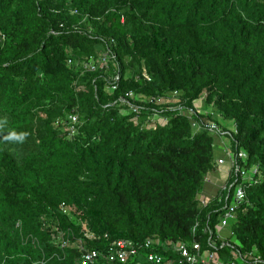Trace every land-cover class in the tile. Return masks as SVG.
Here are the masks:
<instances>
[{
	"label": "trees",
	"instance_id": "16d2710c",
	"mask_svg": "<svg viewBox=\"0 0 264 264\" xmlns=\"http://www.w3.org/2000/svg\"><path fill=\"white\" fill-rule=\"evenodd\" d=\"M107 39L121 66L114 91L101 70L68 62ZM129 90L178 100L139 98L140 119L114 104ZM199 98L205 120L235 122L247 165L259 164L230 229L264 257V0H0V264H80V242L99 251L97 264H119L109 258L119 238L204 244L202 227L216 230L226 204L223 191L199 199L216 169L214 137L193 134L173 108ZM153 107L162 117L144 127ZM72 112L81 123L69 139L57 121ZM13 131L25 141H6Z\"/></svg>",
	"mask_w": 264,
	"mask_h": 264
},
{
	"label": "built area",
	"instance_id": "2783aa9c",
	"mask_svg": "<svg viewBox=\"0 0 264 264\" xmlns=\"http://www.w3.org/2000/svg\"><path fill=\"white\" fill-rule=\"evenodd\" d=\"M113 10H115L113 8ZM89 17L86 16L84 21ZM122 17V21H123ZM79 25L74 24L73 30H79ZM115 40H105V47L98 54H92L84 58L68 60L69 65H78L82 67L83 72H96L101 70L104 78L108 79L109 91H114L119 85L121 79V66L115 51ZM82 72V73H83ZM144 81H151L149 73L143 68ZM95 81V80H94ZM178 92L173 91L166 95L137 96L134 90L125 92L114 104L126 109L129 113H135L136 118L142 117L143 106L136 100L142 98L154 104L174 103L178 100ZM204 99V98H202ZM195 105V103H194ZM186 114L191 121L192 133L196 134L200 129H205L214 137V165L216 171L225 167L227 182L219 186L212 197L204 196L202 201L206 205L211 199L215 198L222 191V197L226 204L221 208L219 221L213 230L209 225L202 227L203 234L206 235V242L203 244L198 238L191 241L146 238L142 241H131L126 238H119L110 245L109 258L119 264H264V257L260 255L256 248L249 251H243L241 247L233 240V231L230 229V223L235 219V212L239 204L247 200V186L258 183L262 180L263 174L259 164L247 165L248 153L243 148H238V142L235 140L237 127L234 121H230L227 127H223L212 120H205V111L202 107L194 106L193 109L185 108L182 105L174 106ZM161 112L153 107V114L143 117L145 124L143 126H155ZM79 115L76 112L69 113L65 119H60L57 124L64 127L67 138H74L80 128ZM214 172L211 171L209 175ZM202 194V193H201ZM235 195V198H234ZM201 195L199 199L201 201ZM62 210L67 208L62 205ZM200 222L197 221L193 227L194 234H199ZM57 230V231H56ZM62 232L56 227L53 234V240L64 248L67 245ZM82 251L80 264H97L99 251L88 248L83 242L78 244Z\"/></svg>",
	"mask_w": 264,
	"mask_h": 264
},
{
	"label": "rangeland",
	"instance_id": "374dc122",
	"mask_svg": "<svg viewBox=\"0 0 264 264\" xmlns=\"http://www.w3.org/2000/svg\"><path fill=\"white\" fill-rule=\"evenodd\" d=\"M202 104H204V99H197L196 101H195V105L197 106V107H202ZM225 168H222L221 170H218V172H220V174L218 173V172H213L212 174H210V177H211V175H218L219 174V176H220V178L217 180V179H214V178H212L213 179V184H210V183H206L205 184V187L206 188H208L209 190H205V192L203 193L202 192V194H201V202L203 201V199H204V196H206V195H208V196H210V195H212V194H214L215 193V191H216V185H219V186H223L224 185V183L225 182H227V176H226V173H224V172H222L223 170H224ZM217 173V174H216ZM215 185V186H214ZM205 187H204V189H205ZM234 198H235V195H234Z\"/></svg>",
	"mask_w": 264,
	"mask_h": 264
},
{
	"label": "clouds",
	"instance_id": "9594fccd",
	"mask_svg": "<svg viewBox=\"0 0 264 264\" xmlns=\"http://www.w3.org/2000/svg\"><path fill=\"white\" fill-rule=\"evenodd\" d=\"M6 124H7L6 118L3 120H0V129H3ZM26 137H27V133H17L13 131V132H10L8 135H6L4 139L10 142L23 143Z\"/></svg>",
	"mask_w": 264,
	"mask_h": 264
},
{
	"label": "crops",
	"instance_id": "0c3cea01",
	"mask_svg": "<svg viewBox=\"0 0 264 264\" xmlns=\"http://www.w3.org/2000/svg\"><path fill=\"white\" fill-rule=\"evenodd\" d=\"M223 168H225V167H223ZM216 170H217V169H215V170H214V172H218V171H216ZM226 170H227V169H224L222 172H224V173H225V172H226ZM212 173H213V172H212ZM212 173H211V174H212ZM218 173L220 174V172H218ZM216 174H217V173H216ZM219 174H218V175H214V176H213V175H211V177H210V175H209V178H208L209 180H207V181H206V183L213 184V182H212V181H213V179H212V178H214V179H217V180H218V179L220 178ZM214 186H215V185H214ZM218 187H219V185H216V190H217V188H218ZM205 190H209V189L205 187V189L203 190V193L205 192ZM215 193H216V191H215ZM215 193H214V194H215ZM214 194H212V195H210V196H208V195H206V196H208V197H212Z\"/></svg>",
	"mask_w": 264,
	"mask_h": 264
}]
</instances>
